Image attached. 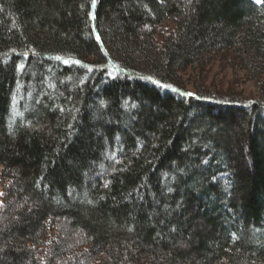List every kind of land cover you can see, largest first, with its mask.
Segmentation results:
<instances>
[{
	"label": "trees",
	"instance_id": "16d2710c",
	"mask_svg": "<svg viewBox=\"0 0 264 264\" xmlns=\"http://www.w3.org/2000/svg\"><path fill=\"white\" fill-rule=\"evenodd\" d=\"M214 62L264 75V0H0V264H264V93Z\"/></svg>",
	"mask_w": 264,
	"mask_h": 264
},
{
	"label": "rangeland",
	"instance_id": "374dc122",
	"mask_svg": "<svg viewBox=\"0 0 264 264\" xmlns=\"http://www.w3.org/2000/svg\"><path fill=\"white\" fill-rule=\"evenodd\" d=\"M204 77L206 78L201 83L207 87L210 92L223 90L230 86L233 90L239 91L243 99L249 100L258 97L261 92L264 93V75L256 79V82L255 80H251L244 70L230 68L222 63L214 62L209 65ZM183 78L186 81L185 86L189 90H192L194 80H197L196 72L188 69L186 74H183Z\"/></svg>",
	"mask_w": 264,
	"mask_h": 264
},
{
	"label": "snow or ice",
	"instance_id": "6c2138e0",
	"mask_svg": "<svg viewBox=\"0 0 264 264\" xmlns=\"http://www.w3.org/2000/svg\"><path fill=\"white\" fill-rule=\"evenodd\" d=\"M92 2H93V4H95L96 0H92ZM261 2H262V0H256V3H261Z\"/></svg>",
	"mask_w": 264,
	"mask_h": 264
}]
</instances>
